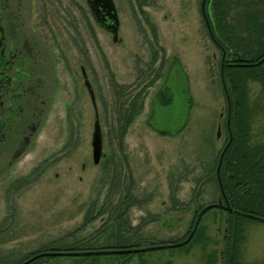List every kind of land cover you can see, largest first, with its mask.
I'll return each mask as SVG.
<instances>
[{
	"label": "rangeland",
	"instance_id": "rangeland-1",
	"mask_svg": "<svg viewBox=\"0 0 264 264\" xmlns=\"http://www.w3.org/2000/svg\"><path fill=\"white\" fill-rule=\"evenodd\" d=\"M113 1L120 22L117 41L95 19L91 41L78 13V35L89 42L88 74L104 157L94 164L95 109L80 67L76 73L70 70L74 52L66 47L50 72L54 95L42 133L6 171L7 178L0 179V264L21 261L42 246L106 245L122 234L128 244L140 239L144 247L146 241L154 247L176 242L192 230L198 212L221 197L215 171L229 140L228 104L222 51L207 30L203 0ZM117 85L125 87L123 94L118 95ZM138 94L142 107L122 141L121 105ZM183 95L184 105L178 103ZM249 99L251 144L264 145V84L250 81ZM171 100L177 104L173 114L182 109L189 119L177 135H162L161 128L176 129L178 123L161 127L153 113L156 105ZM168 111L157 109V114ZM126 193L138 203L124 216L131 229L121 234L115 207ZM90 214L96 218L86 223ZM230 220L228 212L212 209L203 217L194 245L103 256L98 263L207 264L216 255V264H224L221 252ZM239 222L241 263L264 264V223L250 218ZM76 261L64 257L46 262Z\"/></svg>",
	"mask_w": 264,
	"mask_h": 264
},
{
	"label": "flooded vegetation",
	"instance_id": "flooded-vegetation-1",
	"mask_svg": "<svg viewBox=\"0 0 264 264\" xmlns=\"http://www.w3.org/2000/svg\"><path fill=\"white\" fill-rule=\"evenodd\" d=\"M78 13L81 15V23L84 21L86 25L91 41L94 19L102 29L110 32V20L104 17V14L97 20L93 0H0V179L7 178L8 175H4L7 174L6 171L23 159L40 137L49 117L54 95L49 80L50 72L61 62L59 56L66 54V47L74 52V65L70 70L73 69L72 72L76 73L77 67H80L85 86L86 80H89V42H84L81 34L78 35ZM88 93L92 101L89 90ZM213 204L227 207L225 195L222 193L218 202ZM218 210L228 212L224 209ZM202 211L203 209L198 212L194 225ZM228 228L225 229V247L221 252V256L225 258L224 264H230L226 258ZM190 234L191 231L188 230L181 242H169L163 246L185 242ZM193 239L194 237L188 244ZM118 242L107 240L106 245H94L88 241V246L83 250L75 251H62L59 250L61 247L56 245L42 246L36 255L23 264H49L47 260L64 257L75 258L77 261L72 264H100V257H118L126 254L119 252L128 249L109 248L117 246ZM137 243H140V239ZM52 253L63 255H46ZM192 257H195V254H192ZM122 264L125 262L122 261Z\"/></svg>",
	"mask_w": 264,
	"mask_h": 264
},
{
	"label": "trees",
	"instance_id": "trees-1",
	"mask_svg": "<svg viewBox=\"0 0 264 264\" xmlns=\"http://www.w3.org/2000/svg\"><path fill=\"white\" fill-rule=\"evenodd\" d=\"M206 14L211 26L213 42L222 51V62L223 56H225L224 81L229 98L228 102L226 96L228 104L227 132L229 134V118V128L233 137L220 170L226 202L229 209L232 210L228 211L232 221L230 220L228 228L226 258L230 264H243L241 263L240 252L243 230L239 220L247 218L245 214L255 215L264 219V145L255 146L251 144L253 113L249 99L250 81L264 84V0H207ZM245 64L252 66H246ZM117 87L118 95L123 94L125 87H120L119 85ZM140 96L141 94H138L130 99L129 104L124 102L121 105L119 123L122 141L142 107ZM217 167L215 177L218 183ZM218 187L220 190L219 183ZM220 193L222 194L221 190ZM137 203L136 197L126 193L125 197L116 205L117 216L114 221L117 222L121 234L131 229L124 216L128 214L129 208ZM101 210L100 212H102ZM95 218L93 214H90L89 219L87 216L86 223H91ZM200 234L201 223L197 228L193 241L184 247L197 243ZM123 236L122 234L121 238L119 237L120 239H116L117 242L119 241L117 246L109 248L129 249L136 247L142 249L154 247L155 245L154 243L148 244V241L145 242V247L142 242L128 244L127 238ZM178 242H181V240L175 243ZM85 246L88 245L83 242L77 244L76 247L59 246L61 247L59 250H83ZM147 252L150 251L145 253ZM37 253V251L33 252L29 256H25L21 261L9 264H23ZM215 258L216 255L215 257L211 255L207 264H216Z\"/></svg>",
	"mask_w": 264,
	"mask_h": 264
},
{
	"label": "water",
	"instance_id": "water-1",
	"mask_svg": "<svg viewBox=\"0 0 264 264\" xmlns=\"http://www.w3.org/2000/svg\"><path fill=\"white\" fill-rule=\"evenodd\" d=\"M206 2L207 0H203L202 2V15L204 18V21L206 23L207 29L212 37L213 40V35H212V31H211V26L209 24V20L206 14ZM93 6H94V11H95V16H97L96 18H98L97 20H100L99 17H101L100 15L104 14V17H107L110 20V25L108 27V29L110 30V32L114 35V39L117 41L118 40V32H119V27H120V22H119V17H118V13L114 4L113 0H93ZM224 57L223 56V62H222V67H221V74H222V83H223V87L225 90V94L228 98V94H227V90H226V85H225V81H224ZM244 65V64H243ZM246 66H252L250 64H245ZM171 81V80H170ZM168 83H166L167 85ZM86 86L87 89L89 90V92L91 93V97H92V103L95 109V123H94V131H93V136H92V149H93V162L95 165H99L102 158L104 157L103 154V133H102V127H101V123H100V117H99V111H98V106H97V102H96V96H95V92L92 88L91 83L89 82V80H86ZM187 87V86H186ZM177 89V88H176ZM161 93V92H160ZM182 95V94H181ZM159 98V97H158ZM185 95H183V97H181V99L178 101V103L184 105V99ZM157 101V100H156ZM156 101H155V105H156ZM186 102V101H185ZM228 102H229V98H228ZM175 106H177L176 102H174V100L169 101V103H165V106L159 107L156 105V109L154 110L153 113V117L152 120H154L155 116H156V120L161 127L166 124H174V123H178L176 125V129H162L159 131L162 135H177L178 133H180L185 126L187 125L188 119H189V113L187 112H183L182 109L178 110L179 112L173 114ZM165 108V109H164ZM167 108H169V113H163L160 116L157 114V109L158 110H167ZM189 109V107H187ZM182 111V112H181ZM187 111V110H186ZM181 112V113H180ZM229 113H230V103H229ZM169 114V115H168ZM180 114V115H179ZM167 126V125H166ZM228 129H229V134H230V140L227 143V145L224 147L222 154L220 156V160H219V164L217 167V178H218V183L220 186V190L221 192L224 194V189L222 186V181H221V176H220V170L222 167V163H223V159L225 154L227 153L229 147L231 146L233 137H232V133L230 131L229 128V118H228ZM163 130V131H162ZM169 130V131H168ZM165 131V132H164ZM218 137H220V131L218 133ZM214 208H218V209H224L226 211H232L231 209H229V206L227 205V207H223L220 205H208L207 207H205L203 209V211L200 213L194 228L190 234V237L182 243L179 244H175V245H171V246H155V247H151V248H143V249H128V250H124L122 252L119 253H126V254H130V253H138L140 251L145 252V251H154V250H163L165 248H177V247H182L186 244H188L191 239L194 237L197 228L200 224L201 218L203 216V214H205L206 212H208L209 210H212ZM245 216L247 218H250L252 220H256V221H260L264 223V219L263 218H259L255 215H251V214H245ZM106 253H110V252H104V254ZM46 255H63V253H52V254H46Z\"/></svg>",
	"mask_w": 264,
	"mask_h": 264
}]
</instances>
